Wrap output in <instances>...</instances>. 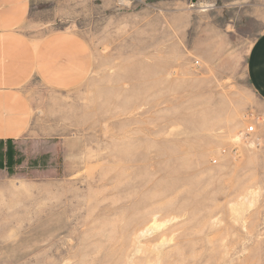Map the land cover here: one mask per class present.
<instances>
[{
    "label": "rangeland",
    "instance_id": "374dc122",
    "mask_svg": "<svg viewBox=\"0 0 264 264\" xmlns=\"http://www.w3.org/2000/svg\"><path fill=\"white\" fill-rule=\"evenodd\" d=\"M203 4L241 53L264 32V0H29L28 32L77 33L94 66L73 91L34 83L31 131L0 141V264H264V145L237 124L254 126L243 62L210 75L202 99L186 82L155 92L141 66L183 48L170 6ZM240 100L227 150L211 117Z\"/></svg>",
    "mask_w": 264,
    "mask_h": 264
},
{
    "label": "crops",
    "instance_id": "0c3cea01",
    "mask_svg": "<svg viewBox=\"0 0 264 264\" xmlns=\"http://www.w3.org/2000/svg\"><path fill=\"white\" fill-rule=\"evenodd\" d=\"M170 7L171 11L167 13L166 19L170 22L173 19L181 20L179 33L183 39V48L175 43L172 55V43H168L170 39H167L171 34L170 29L163 30V34L161 32L167 39V47L158 46L156 52L152 48V61L141 64L152 72L154 91L162 90L155 88L156 85H164L166 93H178V84L186 82L196 88L186 97H210V90L199 89L198 86L207 84L210 75L213 78L220 75L224 81L225 73H231V67L242 61L246 84L251 94V103L247 105L245 114L249 113L254 118V126L251 133H247L243 121L238 119V129L241 136L245 134L264 145V32L243 50L242 55L239 52L241 47L237 40L230 37L227 25L222 26L214 20L219 10L203 4L199 10H183L180 14H175L172 10L175 7ZM239 7L245 10L247 5L243 3ZM28 10L29 0H0L1 142L16 141L31 131L36 109L32 90L34 83L38 84L39 89L53 93L73 91L88 80L94 66L89 44L77 33H29L25 27ZM181 55L182 61L179 58ZM188 55L194 60H187ZM178 76L183 79H177ZM170 98L175 97H164L165 100ZM176 98L179 96L176 95ZM154 99L157 100L158 97ZM230 107L228 109L226 103L220 105L218 113L211 117L213 127L219 121L220 128L224 130L227 150L233 147L229 119H234V116L238 118V112H243L244 106L240 100L235 102L234 108Z\"/></svg>",
    "mask_w": 264,
    "mask_h": 264
},
{
    "label": "built area",
    "instance_id": "2783aa9c",
    "mask_svg": "<svg viewBox=\"0 0 264 264\" xmlns=\"http://www.w3.org/2000/svg\"><path fill=\"white\" fill-rule=\"evenodd\" d=\"M195 65H197V62H195ZM252 129H253V126L251 125V127L247 128L246 130L247 133H251Z\"/></svg>",
    "mask_w": 264,
    "mask_h": 264
},
{
    "label": "water",
    "instance_id": "95a60500",
    "mask_svg": "<svg viewBox=\"0 0 264 264\" xmlns=\"http://www.w3.org/2000/svg\"><path fill=\"white\" fill-rule=\"evenodd\" d=\"M197 0H192L193 3H195Z\"/></svg>",
    "mask_w": 264,
    "mask_h": 264
},
{
    "label": "trees",
    "instance_id": "16d2710c",
    "mask_svg": "<svg viewBox=\"0 0 264 264\" xmlns=\"http://www.w3.org/2000/svg\"><path fill=\"white\" fill-rule=\"evenodd\" d=\"M6 155L8 154V152L5 153Z\"/></svg>",
    "mask_w": 264,
    "mask_h": 264
}]
</instances>
